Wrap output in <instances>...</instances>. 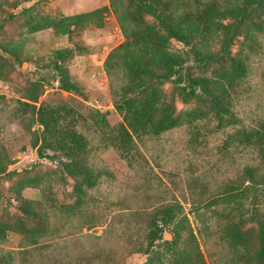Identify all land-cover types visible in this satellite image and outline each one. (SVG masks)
Returning <instances> with one entry per match:
<instances>
[{
    "label": "rangeland",
    "instance_id": "374dc122",
    "mask_svg": "<svg viewBox=\"0 0 264 264\" xmlns=\"http://www.w3.org/2000/svg\"><path fill=\"white\" fill-rule=\"evenodd\" d=\"M131 5L0 0V264H264V0Z\"/></svg>",
    "mask_w": 264,
    "mask_h": 264
},
{
    "label": "trees",
    "instance_id": "16d2710c",
    "mask_svg": "<svg viewBox=\"0 0 264 264\" xmlns=\"http://www.w3.org/2000/svg\"><path fill=\"white\" fill-rule=\"evenodd\" d=\"M131 1H132V5H131L132 9L138 8L139 11H141L142 8H144L146 10V12H147V10L149 11L148 13H150V15L151 14L154 15L160 23L164 22L162 17L160 18L161 15L158 13L157 8L154 7L153 5H152L153 8H151L149 5L135 6L139 0H131ZM237 17L240 18V16H237ZM237 17H233V18L235 20H237ZM241 19H243V18L241 17ZM164 26H165L167 33L170 36H173L174 38L179 39L180 41L188 42V40L186 39L188 34L185 33L184 29L179 30V32H177L176 31L177 28L176 29L174 28V23H167V21L164 22ZM238 26H236V29L238 28ZM226 29L227 28L224 27V30H226ZM3 53L9 57L11 56L12 58H14V55H12V53L8 52V50H6V49L3 50ZM211 58L212 57H210V59ZM159 59H160L161 64L165 67L166 72L173 69L174 66L178 65L177 62H175V60L172 58V56H170L166 53L161 54ZM228 59H229L230 65L231 66L233 65V68L235 67L236 70L239 72L242 68L241 62L238 59L233 58V57H228ZM211 60H213V58ZM215 60H214V62H215ZM218 84H219L218 81L210 79V78L206 79L204 77H196V78L195 77H188L187 87L182 88L180 90H182V92H184L187 95H193L196 92V89L199 88L200 91H202L206 95L207 99L213 104V106L216 109H218L219 112H221V111H223L222 99L220 97L221 92L220 93L216 92V88H220L221 85L219 84L220 85L219 86ZM187 88H189L188 92L186 91ZM168 106L170 107L169 103H168ZM172 118H173V115H172V112L170 111V113H166L165 115H163L162 120L165 122H169L172 120ZM259 225H262V223H260ZM258 259L262 260V261L264 260V237L260 238L259 249H258Z\"/></svg>",
    "mask_w": 264,
    "mask_h": 264
}]
</instances>
